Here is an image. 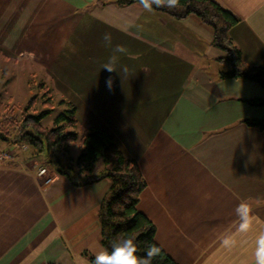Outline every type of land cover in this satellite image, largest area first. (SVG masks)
Returning a JSON list of instances; mask_svg holds the SVG:
<instances>
[{"label": "crops", "instance_id": "crops-1", "mask_svg": "<svg viewBox=\"0 0 264 264\" xmlns=\"http://www.w3.org/2000/svg\"><path fill=\"white\" fill-rule=\"evenodd\" d=\"M121 1L0 0V57L65 87L83 128L108 132L137 162L147 185L139 210L177 264H255L264 131L246 121L264 122V107L248 102L264 101V88L221 79L232 68L197 17ZM210 1L239 20L229 36L244 62L264 68V0ZM0 151L14 155L0 159V264H92L101 251L79 226L97 219L109 181L75 187L51 156L9 143Z\"/></svg>", "mask_w": 264, "mask_h": 264}, {"label": "trees", "instance_id": "trees-1", "mask_svg": "<svg viewBox=\"0 0 264 264\" xmlns=\"http://www.w3.org/2000/svg\"><path fill=\"white\" fill-rule=\"evenodd\" d=\"M133 3L140 4L139 0H123L120 5ZM153 10L176 20L197 17L213 30L214 46L226 55L221 61L232 68L229 73H221V79H243L264 88V68L248 66L229 36L230 29L239 23L234 15L210 0H181L179 8L153 5ZM248 102L255 107H264L262 100ZM64 108L53 128L46 129L42 121L47 113L33 114L34 101L24 109L15 110L0 100V143L27 146L36 156L53 155L49 164L75 187L108 180L110 186L98 211L101 246L110 251L114 241L131 237L137 243V255H144L150 244H158L154 223L139 210L140 198L147 186L139 165L122 152L113 136L100 129L85 130L81 138V154L77 159L72 158L70 147L79 138L75 131L78 125L76 108L72 105ZM246 124L264 131V122L246 121ZM89 259L94 264L95 257L89 255ZM153 264L177 263L162 249Z\"/></svg>", "mask_w": 264, "mask_h": 264}, {"label": "rangeland", "instance_id": "rangeland-1", "mask_svg": "<svg viewBox=\"0 0 264 264\" xmlns=\"http://www.w3.org/2000/svg\"><path fill=\"white\" fill-rule=\"evenodd\" d=\"M13 64L15 63L12 59L7 60L0 57V100L4 104L14 107L15 110L24 109L30 102L34 101L35 109L32 113L36 115L47 113L46 117L42 121V126L46 129H52L56 119L63 114V108L70 105L73 97L71 98L69 95H65L66 88L60 86L58 83L57 85L59 87H56V83L53 80L44 78L40 73L32 74L28 71V68H26L23 72H18L16 71V68L13 67ZM77 122L78 125L75 131L77 132L79 138L70 147V154L74 159H77L81 154V138L86 130L83 128L81 123H79V121ZM22 147L27 148V146L24 145ZM32 150L33 149L30 148V152H32ZM47 155L51 156L50 159L53 156L49 154ZM100 167L101 164L98 165V169H100ZM48 177H50V182L46 183L49 179ZM48 177H42L39 173L37 174V179L39 180L41 186H47L51 183L52 180L49 174ZM104 182L105 181L97 184V187H103V185H105ZM98 211L99 209L97 210V219L96 217L94 219L91 213L89 217L87 216L83 219L79 226V231L82 234L85 232L87 242L91 243L92 246L95 245L97 247H95L96 249L93 248L94 251H103L104 249L100 243ZM92 220H95L98 228L95 223L93 228L91 224Z\"/></svg>", "mask_w": 264, "mask_h": 264}, {"label": "clouds", "instance_id": "clouds-1", "mask_svg": "<svg viewBox=\"0 0 264 264\" xmlns=\"http://www.w3.org/2000/svg\"><path fill=\"white\" fill-rule=\"evenodd\" d=\"M139 3L146 11L151 12L153 5L157 8L166 7L169 9H176L180 7L181 0H139ZM105 40H110V37L105 36ZM116 51H122L120 46H117ZM115 58L113 57V60ZM109 71L115 70L111 66H106ZM109 89H111V78L106 82ZM246 207L241 204L237 207V213L240 209ZM247 223V221H244ZM138 246L135 240L131 237L116 240L112 243L111 250H103L95 255L94 264H153L154 260L161 255L162 249L156 244H150L147 247L144 255H137ZM74 264H86L82 258H75ZM255 264H264V234H262L258 241L255 251Z\"/></svg>", "mask_w": 264, "mask_h": 264}, {"label": "built area", "instance_id": "built-area-1", "mask_svg": "<svg viewBox=\"0 0 264 264\" xmlns=\"http://www.w3.org/2000/svg\"><path fill=\"white\" fill-rule=\"evenodd\" d=\"M0 159H12V155L10 153H2L0 152ZM39 175L42 176V177H48V172H47V169H41L40 172H39ZM49 179L46 181V183H49L50 182V177H48Z\"/></svg>", "mask_w": 264, "mask_h": 264}]
</instances>
